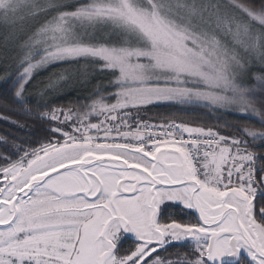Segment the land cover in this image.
Wrapping results in <instances>:
<instances>
[{
    "label": "snow or ice",
    "instance_id": "6c2138e0",
    "mask_svg": "<svg viewBox=\"0 0 264 264\" xmlns=\"http://www.w3.org/2000/svg\"><path fill=\"white\" fill-rule=\"evenodd\" d=\"M0 24V264H264V0Z\"/></svg>",
    "mask_w": 264,
    "mask_h": 264
},
{
    "label": "trees",
    "instance_id": "16d2710c",
    "mask_svg": "<svg viewBox=\"0 0 264 264\" xmlns=\"http://www.w3.org/2000/svg\"><path fill=\"white\" fill-rule=\"evenodd\" d=\"M3 34H4V32L0 28V39H2ZM153 111H154V113H164V112L169 111V110H166V109H154ZM171 111H175V110L173 109ZM184 118H186V119H189V118L190 119H208L207 117H203L202 114L199 111H197L195 113L184 114ZM229 119H231V118L229 117ZM28 123H31V121H29ZM0 127H3V125L0 124ZM37 127H38V125H37Z\"/></svg>",
    "mask_w": 264,
    "mask_h": 264
},
{
    "label": "rangeland",
    "instance_id": "374dc122",
    "mask_svg": "<svg viewBox=\"0 0 264 264\" xmlns=\"http://www.w3.org/2000/svg\"><path fill=\"white\" fill-rule=\"evenodd\" d=\"M0 28H1V30L4 32L5 31V28H4V26L2 25V24H0Z\"/></svg>",
    "mask_w": 264,
    "mask_h": 264
}]
</instances>
